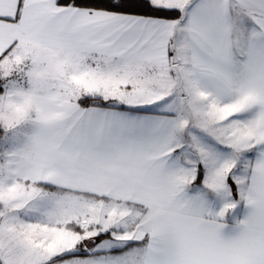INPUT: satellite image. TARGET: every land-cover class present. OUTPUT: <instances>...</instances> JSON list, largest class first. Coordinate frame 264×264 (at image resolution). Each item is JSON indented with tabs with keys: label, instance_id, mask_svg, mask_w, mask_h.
I'll return each mask as SVG.
<instances>
[{
	"label": "snow or ice",
	"instance_id": "snow-or-ice-1",
	"mask_svg": "<svg viewBox=\"0 0 264 264\" xmlns=\"http://www.w3.org/2000/svg\"><path fill=\"white\" fill-rule=\"evenodd\" d=\"M0 264H264V0H0Z\"/></svg>",
	"mask_w": 264,
	"mask_h": 264
}]
</instances>
